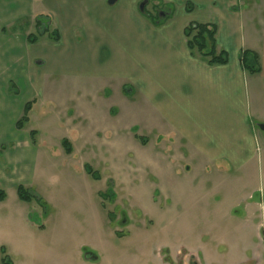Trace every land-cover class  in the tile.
Segmentation results:
<instances>
[{
	"label": "crops",
	"instance_id": "crops-1",
	"mask_svg": "<svg viewBox=\"0 0 264 264\" xmlns=\"http://www.w3.org/2000/svg\"><path fill=\"white\" fill-rule=\"evenodd\" d=\"M107 1L0 0V43L9 46L0 54L8 59L1 71L13 75L0 87V189L12 199L7 202L6 195L0 202V234L9 232L24 216L42 210L34 200L21 201L17 187L34 195L33 189L45 192L47 174L38 175L37 167L38 163L43 167L45 161L53 162L48 157L51 144L60 145V155L71 158L74 164L90 145L107 147L110 152V134L117 138L124 132L132 134V151L133 146L145 150L151 140L155 142L152 154L161 155L168 166L174 154L191 169L216 165L237 169L256 154L254 127L259 123L252 121L264 120V0H117L113 6ZM143 1H147L144 11L149 8L148 14L139 11ZM34 5H40L36 12ZM167 5L173 11L165 19ZM37 15L50 17L52 28L60 35L58 42L42 41L36 46L38 43L30 45L24 37L27 48L18 49L19 39L3 35L7 27ZM158 18L164 22L154 24ZM191 23L215 27L216 47L226 53V64L208 65L190 55L184 30ZM28 45L38 51L31 53ZM244 52L258 57V73L242 67L240 56ZM33 60L40 65L32 66ZM19 64L22 71L17 69ZM54 75L73 80L68 91L76 101L66 107L74 108L71 118L76 122L66 117L67 109L64 115L68 123L63 133L57 134L59 143L53 142L52 133L43 138L46 141L37 142L38 134L32 136L35 130L28 128L32 111L21 130L16 123L25 105L50 86ZM99 133L104 141L97 137ZM63 140L68 141L70 153H66ZM166 142L173 147L159 149ZM147 164L144 167L149 170ZM154 165L158 180L164 181L160 161ZM78 166L80 174L73 178L69 171L60 192L49 186V199L44 203L51 206L54 195L69 188L78 195L83 193L84 201L78 197L83 207L81 202L77 205L84 224L91 229L95 222H89L90 218H98L96 197L102 207L106 192L104 188L92 189V181L102 182L86 173L85 166L92 168L89 163ZM60 202L57 205L64 208L70 203V208L74 207L69 199ZM72 218H66L70 223L64 222L65 226L82 228L79 222L71 223ZM41 226L35 227L43 229Z\"/></svg>",
	"mask_w": 264,
	"mask_h": 264
},
{
	"label": "rangeland",
	"instance_id": "rangeland-1",
	"mask_svg": "<svg viewBox=\"0 0 264 264\" xmlns=\"http://www.w3.org/2000/svg\"><path fill=\"white\" fill-rule=\"evenodd\" d=\"M33 7L35 12L40 9V5ZM148 11L149 8L147 14ZM35 32L32 18L17 22L2 33L19 39L20 49L27 48L24 37ZM8 47L2 41L0 54ZM29 47L31 53L38 51L35 46ZM7 62L8 59L0 57V87L13 76L1 71ZM39 65L38 60H33L32 66ZM21 67L19 64L18 71H22L24 67ZM72 81L54 75L50 86L37 94V98L30 99L32 114L28 128L35 130L34 135L38 134L37 142L52 133L53 142L59 143L56 138L68 123L65 111L69 109L66 117L71 118L74 108L68 105L73 106L76 101L68 91ZM23 89L20 91L26 96ZM257 110L263 108L257 106ZM252 122L264 125L262 119ZM259 124L254 127L256 154L250 163L237 169L228 165L191 169L174 154L168 166L161 155L152 154L155 142L151 140L145 150L133 146L132 151L129 144L132 134L125 132L117 138L110 134V152L107 147L90 145L74 160L76 164L60 155V145L47 144L48 157L54 165L45 161L39 167L38 163L37 174L47 175L45 192L32 190L37 198L43 202L49 199L50 185L60 192L68 182L69 171L77 178L79 163H89L98 174L102 183L92 181V189L111 191L110 197L106 194L102 198V207L96 197L98 218H90L89 222H95V226L89 229L77 205L81 202L78 197L84 201V194L78 195L71 188L63 194L57 192L54 203L46 205L45 211L42 208L31 212L9 232L0 234V247L4 246L0 249V264H189L190 256L199 264H264V133ZM97 137L104 141L103 133ZM170 143L160 145L159 149L173 147ZM158 160L164 181L158 180L154 168ZM6 195L7 202H11L10 193ZM64 198L73 201L74 207L70 208L71 203L66 208L57 205ZM71 217L75 219L71 223L79 222L82 228L74 224L65 226L64 222L70 223L66 218ZM29 221L36 227H44L36 228Z\"/></svg>",
	"mask_w": 264,
	"mask_h": 264
},
{
	"label": "trees",
	"instance_id": "trees-1",
	"mask_svg": "<svg viewBox=\"0 0 264 264\" xmlns=\"http://www.w3.org/2000/svg\"><path fill=\"white\" fill-rule=\"evenodd\" d=\"M167 9L168 16L165 19L169 18L172 14L173 7L171 5H167L164 7ZM187 11H190V7L188 6ZM165 12V11H164ZM143 14H146L144 11ZM35 21V29L36 32L34 34H29L26 36V41L28 44L33 45L40 41H48L56 43L60 40V35L57 30L52 28L51 19L46 15H37L34 18ZM164 22V21H163ZM161 20L154 19V24H161L163 23ZM215 34L216 30L213 25L208 24H198V23H191L188 27L184 30V36L186 38V44L188 51L191 56L193 57H200L203 59L208 65H224L227 62V55L224 51H218L216 47L215 41ZM240 62L242 67L248 70L250 73H258V57L251 52H244L240 56ZM12 84L10 85V88ZM32 102H28L23 110L22 117L16 123V128L21 130L25 124L29 121V113L31 111ZM35 132H31L33 136ZM143 141V140H142ZM63 147L66 149V153H70V145L67 140L62 141ZM85 171L87 174L92 176V178L98 180V174L92 170L91 167L85 166ZM109 197L111 191L106 193ZM105 194V196H106ZM17 195L21 201L30 202L36 201L43 209L46 210V205L43 201L37 198L31 191L26 190L22 186L17 187ZM104 196V195H103ZM6 198V193L2 189H0V202L4 201Z\"/></svg>",
	"mask_w": 264,
	"mask_h": 264
},
{
	"label": "water",
	"instance_id": "water-1",
	"mask_svg": "<svg viewBox=\"0 0 264 264\" xmlns=\"http://www.w3.org/2000/svg\"><path fill=\"white\" fill-rule=\"evenodd\" d=\"M117 0H108L107 4L109 6H113L116 3ZM147 3V1H143L142 3L139 4V11L141 13H144V8H145V4ZM258 128L264 133V125L263 124H259Z\"/></svg>",
	"mask_w": 264,
	"mask_h": 264
},
{
	"label": "flooded vegetation",
	"instance_id": "flooded-vegetation-1",
	"mask_svg": "<svg viewBox=\"0 0 264 264\" xmlns=\"http://www.w3.org/2000/svg\"><path fill=\"white\" fill-rule=\"evenodd\" d=\"M190 257H191V259H189L190 260L189 264H195V262H193L192 256H190Z\"/></svg>",
	"mask_w": 264,
	"mask_h": 264
}]
</instances>
